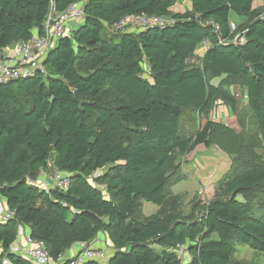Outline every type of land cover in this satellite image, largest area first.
I'll return each instance as SVG.
<instances>
[{
  "label": "trees",
  "instance_id": "obj_1",
  "mask_svg": "<svg viewBox=\"0 0 264 264\" xmlns=\"http://www.w3.org/2000/svg\"><path fill=\"white\" fill-rule=\"evenodd\" d=\"M182 1L0 0V53L41 36L50 11L84 9L44 73L0 84V203L14 214L0 223V259L33 264L8 251L19 226L53 262L101 233L113 248L107 264H245L232 261V242L264 254V202L252 199L264 189V159L254 153L264 155V10L254 0H187L174 10ZM129 15L169 23L112 29ZM202 42L210 46L201 65L187 64ZM233 84L246 89L253 133L208 119L218 100L235 111ZM199 145L240 157L215 185L229 197L189 220L167 204L184 180L174 159ZM54 170L68 174L66 190L40 187V172ZM142 202L156 213L144 217Z\"/></svg>",
  "mask_w": 264,
  "mask_h": 264
},
{
  "label": "built area",
  "instance_id": "obj_2",
  "mask_svg": "<svg viewBox=\"0 0 264 264\" xmlns=\"http://www.w3.org/2000/svg\"><path fill=\"white\" fill-rule=\"evenodd\" d=\"M84 17L82 3H74L63 12L50 11L44 24L43 34L34 35L25 42H20L12 47L5 48L0 53V84L34 77L37 73H44L43 61L49 50L54 47L56 42L67 35V26L69 23L79 22ZM169 23L168 20L159 17H135L126 16L117 22L112 29H132L133 31H144L155 26H162ZM214 33L219 32V26L213 24ZM232 31L235 26L231 24ZM219 42H222L219 40ZM233 42L243 43L240 35H235ZM210 46L209 42H202L195 56L187 61V64L200 66L205 51ZM33 183L32 181H29ZM38 183L45 190L62 189L66 190L69 186L68 174L54 170L52 173L41 171ZM14 217L13 212L4 208L0 203V223ZM79 251L75 256L67 260H58L53 262L50 258L45 245L42 242L35 241L29 232L22 226L17 229L16 239L9 248V253L18 255L29 260L33 264H86L89 261H96L100 264H107L109 255L103 249L95 248L89 244H79ZM174 252L182 261L187 260L188 254L184 245H176ZM0 264H8V260L3 257Z\"/></svg>",
  "mask_w": 264,
  "mask_h": 264
},
{
  "label": "rangeland",
  "instance_id": "obj_3",
  "mask_svg": "<svg viewBox=\"0 0 264 264\" xmlns=\"http://www.w3.org/2000/svg\"><path fill=\"white\" fill-rule=\"evenodd\" d=\"M185 7H186V5H184V3H179L178 6H176V8L178 10H184ZM261 10H264V9H261ZM198 51H200V50H198ZM220 105L222 106L223 104L221 102H219V103H217V106H215L213 108V111L211 113L213 114L214 117L219 118L220 116H222L221 118H223L226 116V115H224L225 113L220 112V110H219ZM241 105H242V102H241ZM236 118H237V116L234 115L232 118H230L227 121L226 125L228 127H231V128L235 127L236 126ZM235 131L237 133H244V134L254 132V125L252 124L251 117L249 114H246L243 116V118L241 119L240 126L235 127ZM193 150H191L190 152H192ZM254 153L262 155V158L264 159V155H263L261 150H255ZM187 155H183V156L178 155L174 159V165H178V167H179V169H178L179 174L178 175L182 176V178H184V180L187 178V179H191V181H194L197 184V189L199 186L200 187L193 194L192 193L181 194L178 192V190H179L178 188H180L181 185L193 186V184L190 182V180H187V179L185 180V183H183L184 180L181 181L182 184H181V182L177 183L172 188L173 192L174 193L176 192L177 194L171 193L172 198H173V196L175 198H173L171 201L169 200V202L167 204L168 205L167 209H168V211H170L172 213H177V211H180V213L183 215V217H185L189 220H193V219L199 217L201 210L211 200H213L215 198L224 200V199L229 197V194L225 190L218 192L217 188L215 187L217 182H215L214 188H213L214 189L213 194L209 193L207 195V193H208L207 189H211V187H209V185L207 183L208 180L202 181V179L198 175L197 171L194 170V166L192 167V165L189 164ZM228 157H229L230 162H231L232 160L237 161L240 156L234 154L231 156L228 155ZM228 168H229V163L221 161L220 167L217 168L216 173L213 175V177L211 179H209V181L218 180V179L222 178V176L225 173H227L226 171L229 170ZM96 176H97V174H96ZM94 184L97 185V187L102 188L101 183H94ZM263 194H264V189L252 197V199L254 201L253 202L254 206L258 205V203H260V202H264V195ZM142 203H143V207L141 204L140 210H141V213L144 217H150L156 213V211L158 209L156 207V205H154L152 203H147V202H142ZM231 245H232V249H233L232 254H231L232 261L243 262L245 264H264V254H262L260 252H256V251H254V250L250 249L249 247L242 245V244L232 242ZM107 249H104V250L109 252V250H107Z\"/></svg>",
  "mask_w": 264,
  "mask_h": 264
},
{
  "label": "crops",
  "instance_id": "obj_4",
  "mask_svg": "<svg viewBox=\"0 0 264 264\" xmlns=\"http://www.w3.org/2000/svg\"><path fill=\"white\" fill-rule=\"evenodd\" d=\"M260 2V3H259ZM180 3H184V5H186V7L184 8V10L187 8L188 6V1L184 0ZM178 6V5H176ZM176 6L174 7V10L178 11V9L176 8ZM252 8L253 9H262L264 8V0H254L253 4H252ZM232 21H234L235 23H241V19L237 18V17H233ZM235 23H231L232 25H234ZM72 26L74 25H69L67 27V31L72 29ZM129 31H133L132 29H129ZM200 45V44H199ZM199 45L196 48V52H198L199 50ZM13 46V45H12ZM10 46V47H12ZM220 82L219 79H214L212 81V84L214 85H218ZM226 89V88H225ZM227 91H229V93L231 94V96H233L235 98V100L237 101L236 105H235V111H233L228 105L224 104L221 101H217V103L221 102L223 105L219 107L220 112L225 113L224 115H226L225 117L221 118L222 116L218 117H214L213 114L210 112L209 113V118L210 120H214L216 122H219L223 125L227 124V121L232 118L234 115L237 116L236 118V126L235 127H239L240 123H241V119L243 118L244 115L247 114V103H246V97H247V93H246V89H241L239 88L237 85H231L228 87ZM243 99V100H242ZM242 102V105H241ZM204 118H202V121L204 122ZM201 119L198 118V123L200 124ZM227 126V125H226ZM235 127L231 128L235 131ZM187 155V154H186ZM188 161L189 164L192 165V167L194 166V170L197 171L198 175L200 176V178L202 179V181H207L208 180V185L209 187H211V189H207L208 193L207 195L213 194V188H214V184L215 182H218L220 179L218 180H211L209 181V179H211L213 177V175L216 173V170L218 167H220V162H228L229 163V168L230 169V159L228 157V154L222 152L221 150H219L216 146H212L210 148H205L203 145H199L197 147L194 148V150L192 152H189L188 155ZM229 170H227L226 172H228ZM219 173V172H218ZM226 174V173H225ZM187 179V178H186ZM185 179V180H186ZM185 180L183 183H185ZM190 180V182L193 184V186H184L181 185L180 188H178V192L183 194V193H194L197 189V184L194 181H191V179H187ZM183 181V180H182ZM198 181V180H197ZM196 181V182H197ZM180 183V182H179ZM182 184V182H181ZM175 186V185H174ZM173 186V187H174ZM172 187V188H173ZM171 188V193H174L173 190ZM208 188V187H207ZM184 190V191H183ZM198 192V191H197ZM174 194H177L176 192ZM180 195V194H179ZM3 203V202H1ZM142 207H143V203H142ZM90 246H93L95 248H99V249H107L109 250L108 255L111 256L113 248H112V244L108 238V236L106 234H99L96 239L94 241H92L91 243H89ZM79 244H75L74 246H72L69 250H67L64 255L62 256V260H67L73 256L76 255V253L79 251Z\"/></svg>",
  "mask_w": 264,
  "mask_h": 264
}]
</instances>
